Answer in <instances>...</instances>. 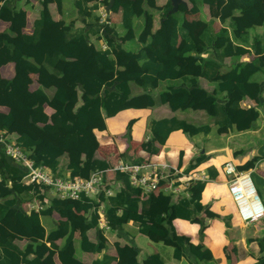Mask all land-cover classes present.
Returning <instances> with one entry per match:
<instances>
[{"label":"trees","instance_id":"trees-1","mask_svg":"<svg viewBox=\"0 0 264 264\" xmlns=\"http://www.w3.org/2000/svg\"><path fill=\"white\" fill-rule=\"evenodd\" d=\"M21 1L0 0V23L8 27V32L0 40V54L6 52L8 62L15 71L13 79H7L0 73V92L16 106L8 114L0 113V132L10 131L15 123L22 124L26 132L19 139L20 147L36 166L45 167L54 176L60 175L59 166L63 157L68 162V178H89L90 173L82 172L85 164H89L91 173L108 169L96 158L99 142L95 132L106 131L105 120L127 109L133 97L132 85L142 89L149 98L151 108L155 105L153 96L157 91L160 92L163 82L177 81L176 84H182L160 94L162 103L167 104L168 101L173 112L185 106L191 89L196 90L198 102L209 105L210 117L219 135L232 129L237 132L250 131L260 117L258 107H244L243 101L250 99L257 106L262 103L264 82H259L258 76L264 79V23L262 32L256 29L259 27L250 28L255 29L252 40L250 30L239 37L235 36L238 25L234 20V17L245 15L259 17L258 0H185L187 5H180L177 13H171V0L164 6L156 5L160 0H116L112 13H122L125 35L120 41L114 27L105 26L107 47L96 52H93L92 39H101L98 26L100 17L97 6L91 7L89 4L92 0H74L73 7L77 13L70 21L50 15L45 0H25L34 12L36 7L39 8V13L35 12L37 17L33 20L31 34L24 33L16 23L19 12L17 5ZM53 1L61 14L65 0ZM109 2L105 0L107 6ZM225 5L231 8L230 16L219 27L217 19ZM204 7L211 12V19L202 16L195 23L188 20V13L193 16L202 14ZM153 11L159 12L160 16L152 35L141 37L143 44L137 52L127 51L124 45L136 39V20L146 15L155 19ZM113 52L140 63L142 72L129 74L124 79H110L118 67L124 65L120 61L116 66ZM205 54L208 56L204 57ZM192 56L194 58L191 61H184ZM244 57L249 60H242ZM228 58L233 63L225 75L222 74V63ZM76 63L83 67L76 66ZM194 64H199L203 79L215 84L212 93L201 89L198 80L193 78L194 74L189 68ZM91 67H96L97 73L92 75L90 83L82 84L81 72ZM61 78L65 79L64 83L54 90V98H50L46 90L55 89L54 85ZM33 83L38 85L35 90L30 89ZM184 83L189 84L190 88H184ZM17 84H20V88ZM167 91L171 94L169 100L164 93ZM52 99L60 102V107L50 126L44 109ZM15 109L29 111L27 122L19 117ZM175 131H182L192 137L200 133L209 134L211 128H200L176 118L153 122L152 139L146 143V151L151 155L158 154L159 146H164ZM46 132L52 134L53 142H47ZM25 175V170L8 158L0 145V224L16 235L15 240L0 242V264H31L29 257L32 254L36 255L34 261L38 264H43L47 255L58 258L62 264H81L74 246L75 229L71 225L73 214L78 215L77 220L80 222L85 242V246H81L82 250L101 253L102 245L106 242L103 234L97 244H92L87 233L98 227L99 207L103 204L112 233H120L129 224H134L141 235L152 242L172 247L176 260L188 258L187 250L195 255L196 264L213 259L209 250L195 246L187 236L178 235L173 226L176 219L192 221L208 212L201 203L200 193H194L190 199H181L174 206L175 212L165 217L161 213L159 190L142 198L141 192L132 186L129 176L122 172H114L112 177L106 174L104 177L106 183L112 186L121 184L114 196L100 194L94 199L81 194L78 200L51 196L50 188L43 185L25 186ZM216 177L213 174L210 176L211 179ZM160 185L163 187L164 183ZM196 186L203 190L206 184L198 183ZM34 202L48 204L49 208L40 214L30 212L29 205ZM23 205L25 208H22ZM142 211H148L149 214L145 216ZM40 215L59 217L57 226L51 228L52 232L48 236ZM193 222H198V219ZM19 239L28 241L26 249L21 250L14 243ZM60 239H65L62 246L56 244ZM120 252L131 256L119 258L117 264H166L158 254L140 263L133 247L125 246L120 248ZM113 261L117 262V258L105 255L95 264H112ZM254 264H264V258Z\"/></svg>","mask_w":264,"mask_h":264},{"label":"crops","instance_id":"crops-1","mask_svg":"<svg viewBox=\"0 0 264 264\" xmlns=\"http://www.w3.org/2000/svg\"><path fill=\"white\" fill-rule=\"evenodd\" d=\"M73 1L74 0H70V4H67L70 5V7L63 5V9L61 10L62 12L60 14L58 13L53 0H45L46 4H48L50 15L54 16L56 19L70 18L66 21H70L76 17L77 12L73 16ZM168 2L169 0H160V2L158 1L156 5L164 6ZM89 4L91 7L95 6L92 1ZM17 7L19 8V12L16 15V23L23 29L24 33L31 34L33 20H35L37 17L35 12L38 11L39 13V8L36 7L34 12V10L30 9L31 7L27 5L25 0L19 2ZM257 9L260 12L259 17L255 18L250 15L234 17V20L238 25V29L235 32L236 37L246 33L253 26L259 27L256 29H259V31L262 32V25L264 23V0H258ZM230 12L231 8L228 5H225L221 9L219 20L217 19V25H219V27H222V21L228 19ZM158 13L159 12H157V14ZM109 16V25L114 27L118 33L117 39L121 41V38L125 35V30L122 28V13L120 12L118 14H113L111 11ZM202 16H206L207 20L212 18L211 12L205 7L202 11V14L193 16L188 13L187 18L191 22L195 23L198 22ZM158 20L159 17L153 19L149 15L144 16L143 19L136 20V39L132 40V42L129 44L124 45V48L127 51L137 52L143 44L141 37H150L154 31V28L156 27ZM254 30L255 29L250 30L252 40L255 36ZM7 32L8 27L6 24L0 23V40L2 39L3 34ZM99 34L101 39L97 40L96 37H93L92 39V44L94 45L93 52H96L97 49H106L107 47L104 30L99 28ZM112 54L116 60L117 67L120 64V61H122V64L124 65H120L118 70L110 76V79H124L129 74L142 72V67L137 61H134L129 57H120L114 52ZM208 54L211 55L210 52ZM207 56L208 55L206 54L204 55V57ZM193 58V56L187 57L184 59V61H191ZM242 60L248 61L249 58L244 57ZM232 63L233 60L229 58L222 63V74L226 75L229 73ZM75 65L82 66L80 63H76ZM97 71L98 69H96V67H91L89 70L84 69L81 72L82 84L90 83L92 75L97 73ZM189 71L194 74L193 78L198 80V86L201 89H204L209 93H212L215 90V84H212L207 79H203L201 77V68L199 64L192 65L189 68ZM0 73L7 79H13L15 77L13 65L8 62L5 51L3 54H0ZM64 81V78L58 79L56 85H54L55 89L46 90V94L52 98L55 94L54 90H57V88H59L60 85L64 83ZM258 81L264 82V79L261 76H258ZM165 82L160 85V88H162L161 92L157 91L153 96L155 105L151 108L149 106V98L144 95L142 89L137 87L138 85H132L133 97L128 102L127 109L119 113L117 116L105 120L106 131L95 132L99 142L96 158L101 163H104L108 166L107 170H100L99 172H104V176L107 174L108 177H112L113 173L115 172L113 171V167L118 164L119 160L133 164L169 165L171 168L177 169L178 173L174 175L172 183L174 186H180L182 191L179 194H174L172 192H164L163 190H159V200L162 202L161 213L165 217H168L175 212L174 206L178 204L181 199H190L194 193L202 194L201 203L206 206L208 212L202 213L195 217L194 219H198V222H193L194 219L192 221L176 219L173 222L174 229L178 235L187 236L185 233L189 232L190 236L187 237L191 239V242L195 246H200L202 249H207L210 251L213 259H208L199 264H254L261 261L264 258V219L250 225L243 224L239 220V215L238 218H235L233 214L227 212L225 203L221 201L220 197L215 193V191H213L214 193L211 192L209 187L210 185H224L226 186L227 191H229L228 186L230 179L224 172V165L228 162H233L240 172H242V169L244 170L242 173L250 176L255 188H257L256 190H258L261 196L264 198V91L261 97V106H257V104L250 99L243 101L244 107H258L260 112V117L252 130L246 132H237L236 130L232 129L229 130L228 133L219 135L217 133L216 127L214 126V120L210 117L209 105L198 102L199 96L196 90L191 89L192 93L189 95L187 103L179 111L173 112L168 105V101L166 102L167 104H163L160 94L169 88L180 87L182 85L176 84L177 81L168 84ZM17 85L20 88V84ZM37 87L38 85L35 83L30 85V89L33 90H35ZM183 87L190 88L189 84L185 83ZM169 92L170 91L164 92L165 96L168 97V100L171 98V94ZM15 107V104L9 98H6L2 92H0V113L8 114V112L13 110ZM59 107L60 102H57V100L54 99H52L50 104L45 106L44 114L48 117V125L51 126L54 123V114ZM15 112L22 120L27 122L29 119V111L15 109ZM168 118L184 120L200 128L210 127L211 132L209 134L200 133L199 135L191 137L187 134H184L182 131H175L170 134L164 146H159L160 152L156 155H151L146 151V143L152 139V123ZM25 132L26 128L22 124L15 123L10 131L6 132L7 140L13 145H19V139ZM214 133H217L222 138H226V146L223 147L222 150L226 149L227 153L225 152V154L227 157L224 164L220 168H217L216 165L211 161L209 162V165L203 166L201 164L206 160L207 157L210 159L211 155L218 149L217 144L219 141L213 140L210 142L212 145L211 150L208 153H206V151L201 153V151L205 149L204 147L209 140V136ZM247 136H250L256 142L249 141L238 145L237 148H230L229 141ZM46 139L47 142H53L52 134L46 132ZM173 160L176 161L173 163ZM199 161H201V163H199ZM67 164V158L63 157L59 166L60 177L68 178L70 176L69 172L66 170ZM196 164L198 165L195 168L194 166ZM82 172L83 174H96L91 173L89 164L84 165ZM196 173H201L206 176L207 181H199L192 185L191 188L186 187L181 177ZM212 174L216 175L217 177L215 179H211L210 176ZM222 175H225L226 178L222 179ZM198 183H205V189L201 190L200 187L197 188L196 185ZM261 184L263 187H261ZM120 187V183L113 184V196L118 192ZM133 187L141 192L142 198L149 195L144 194L140 188L135 186ZM98 196L90 197L95 199L98 198ZM227 201L228 199L225 200V202ZM231 203L237 210L232 198ZM212 204L213 208H209ZM43 207L45 210L49 208V205L45 204ZM100 207H103L106 210L104 204ZM22 208H25V206L23 205ZM142 214L147 216L149 213L148 211H142ZM77 218V214L72 215L71 225L75 229L74 246L76 249V256L81 264H95L105 255L110 258H117V262H112V264H117L119 258L127 259L131 256H126L120 252V248L125 246L133 247L137 251L138 260L140 263H143L151 255L156 254L160 255L166 264H196L197 262L195 255L190 253L189 250H187L188 258L183 257L181 260H176L174 257V249L172 247L167 248L169 246L164 248L152 247L155 250L154 254H152L147 247H144V245L140 244L138 241L140 236L143 235H141V233L138 231V226L134 224H129L124 229V231L120 233H112V230L107 232L105 230H100L99 227L91 229L87 233L90 243L97 244L101 239V234H103L105 237L106 242L102 245L103 251L101 253H94L87 250L83 251L81 246L84 247L85 242L83 241L80 222L77 220ZM216 218L223 220L225 227L230 230L228 232L227 242H224L222 237L214 235V229L211 227V220ZM40 220L42 226L46 230V235L48 236L52 232L51 228L57 226L59 217L56 215H47L46 217H42V215H40ZM178 221L186 222V224L181 225L180 231L177 229ZM237 222H241L242 226L238 229H234V226ZM200 225L203 226L202 229L200 228ZM248 227H252L253 229L250 230ZM9 239L15 240L16 235L0 224V242L5 243ZM64 241L65 239H60L56 241V244L62 246ZM14 243L17 244L21 250L26 249V247L29 245L28 241L25 239L16 240ZM47 244L50 246V243ZM35 258V254H32L29 257V260H32L31 264H38L36 261H34ZM43 264L62 263L58 258L47 255L43 259Z\"/></svg>","mask_w":264,"mask_h":264},{"label":"built area","instance_id":"built-area-1","mask_svg":"<svg viewBox=\"0 0 264 264\" xmlns=\"http://www.w3.org/2000/svg\"><path fill=\"white\" fill-rule=\"evenodd\" d=\"M92 2L97 6L99 13L98 26H100L101 30H104V27L109 25L105 0H92ZM0 145L3 147L5 155L13 163L25 170L26 175L23 179L25 186L33 184L43 185L50 188L53 194L62 199L78 200L81 194H85L88 197L100 194L107 197L113 196V188L106 183L104 172L91 174L89 178L54 176L45 167L36 166L35 162L19 145L9 143L6 134L3 132H0ZM113 171L127 174L131 184L140 188L144 194H150L158 190L174 194H179L182 191L180 186H174L172 183L173 177L178 173V170L171 168L169 165L133 164L119 160L118 164L113 167ZM224 171L230 179L228 189L237 207L239 220L246 225H250L263 219L264 205L250 176L240 172L233 162L226 163ZM181 179H183L184 185L188 188H191L192 185L199 181H207V177L201 173L182 176ZM163 183L165 184L161 187L160 184ZM42 210H44V207L38 202L29 205L30 212L39 214ZM99 210L98 227L100 230L108 232L110 228L105 209L99 207Z\"/></svg>","mask_w":264,"mask_h":264},{"label":"rangeland","instance_id":"rangeland-1","mask_svg":"<svg viewBox=\"0 0 264 264\" xmlns=\"http://www.w3.org/2000/svg\"><path fill=\"white\" fill-rule=\"evenodd\" d=\"M67 4H70V0H65L64 1V5H67ZM67 7H70V5H67ZM106 8H107V5H106ZM200 8H201V6H200ZM73 9H74V7H73ZM75 13H76V10L74 9L73 16H74ZM153 14L155 16V19H156V17L158 18L160 16V13L157 14V11H153ZM107 16H108V20H109V18H110L109 14H107ZM64 19L65 20H69L70 18H64ZM170 82L171 81H166L165 83L168 84ZM164 84H163V86H164ZM161 90H162V88H160V92H161ZM3 133L6 134V132H3ZM213 140L219 141V143L217 144L218 149L211 155L210 159L207 157L206 160L203 163H201V164L203 166L204 165H209V162L211 161L212 163H214L216 165L217 168H220L224 164V162L226 160V157H227V155L225 154L226 149L222 150V148L226 146V144H225L226 138L225 137L222 138L217 133H214V134L210 135L209 136V140H208V142L206 143V145L204 147L205 149L202 150L201 153H203L204 151H206V153H208L211 150L212 145L210 144V142L213 141ZM249 141L256 142L253 138H251L250 136H247V137H241V138L233 139V140L229 141V145H230V148H237L238 145H240L242 143L249 142ZM263 144H264V142H263ZM175 161L176 160H173V163ZM242 171H244V170H242ZM224 178H226L225 175H222V179H224ZM261 187H263L262 184H261ZM209 189H211V192L215 191V193L220 197L221 201L225 203V207L227 208V212L233 214L235 218H238L237 210L233 207V205L231 203V196L229 194V191H227L226 186H224V185H221V186L210 185ZM257 192H258V195H259V197L261 198V200H262V202L264 204V198L261 196V194H260V192L258 190H257ZM50 195L53 196L55 194L50 193ZM226 199H228L227 202H225ZM209 208H213V204L210 205ZM184 224H186V222L178 221L177 222V229L180 231L181 225H184ZM241 226H242L241 222H237L235 224V226H234V229H238ZM211 227L214 229V235L215 236H220V237H222L224 239V242H227V240H228V232L230 230H228L225 227L223 220H221L219 218L212 219L211 220ZM200 228L202 229L203 226L200 225ZM248 229L252 230L253 228L252 227H248ZM181 234H183V233H181ZM185 235L190 236L189 232H186ZM138 241L140 242V244L144 245V247H147L148 250L151 251L152 254H154V251H155L152 247H155V248H157V247H159V248L167 247V246H165L162 243L155 244V243L151 242L145 236H140V239ZM167 248H170V247H167Z\"/></svg>","mask_w":264,"mask_h":264},{"label":"water","instance_id":"water-1","mask_svg":"<svg viewBox=\"0 0 264 264\" xmlns=\"http://www.w3.org/2000/svg\"><path fill=\"white\" fill-rule=\"evenodd\" d=\"M171 2H172V6H173L171 13H177L180 5H187L185 0H171ZM114 4H115V0H110L108 6L106 8L109 15L113 9Z\"/></svg>","mask_w":264,"mask_h":264},{"label":"clouds","instance_id":"clouds-1","mask_svg":"<svg viewBox=\"0 0 264 264\" xmlns=\"http://www.w3.org/2000/svg\"><path fill=\"white\" fill-rule=\"evenodd\" d=\"M264 205V204H263ZM264 219V218H263ZM262 220V219H261ZM244 224V223H243ZM246 225V224H245Z\"/></svg>","mask_w":264,"mask_h":264}]
</instances>
